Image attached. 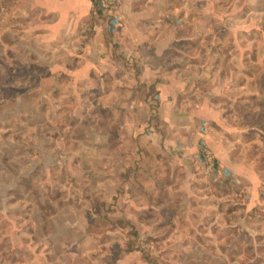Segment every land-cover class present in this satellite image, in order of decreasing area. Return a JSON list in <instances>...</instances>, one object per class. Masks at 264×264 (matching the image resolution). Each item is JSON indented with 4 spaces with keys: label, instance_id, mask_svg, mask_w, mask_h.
Masks as SVG:
<instances>
[{
    "label": "rangeland",
    "instance_id": "1",
    "mask_svg": "<svg viewBox=\"0 0 264 264\" xmlns=\"http://www.w3.org/2000/svg\"><path fill=\"white\" fill-rule=\"evenodd\" d=\"M176 4L192 121L175 166L142 147L150 174L120 165L136 149L100 95L55 69L44 92L0 54V264H264V0Z\"/></svg>",
    "mask_w": 264,
    "mask_h": 264
},
{
    "label": "crops",
    "instance_id": "2",
    "mask_svg": "<svg viewBox=\"0 0 264 264\" xmlns=\"http://www.w3.org/2000/svg\"><path fill=\"white\" fill-rule=\"evenodd\" d=\"M90 7L88 0H0V54L7 55L11 69L22 67L30 76H34L31 69H37L36 83L44 92L53 80L49 70L55 69L70 76L62 83L77 94L95 91L93 101L100 95L103 112L115 118L120 136L136 149L135 159L125 163L121 159L120 165L150 174L149 167L159 160L144 155L162 150L167 163L175 166L179 156L172 142L189 129L193 109L184 92L185 73L191 67L177 66L175 56L176 43L188 37L172 24L180 5L176 0H123L113 33L104 28L103 17L102 23L96 20ZM152 96L159 99L151 100ZM183 154L185 158L187 152Z\"/></svg>",
    "mask_w": 264,
    "mask_h": 264
},
{
    "label": "built area",
    "instance_id": "3",
    "mask_svg": "<svg viewBox=\"0 0 264 264\" xmlns=\"http://www.w3.org/2000/svg\"><path fill=\"white\" fill-rule=\"evenodd\" d=\"M90 2V10L93 14L103 17L105 20V28L108 32H115L120 23V9L123 0H88ZM204 133V132H203ZM198 157L203 161L210 160V151L206 143L201 140L199 143ZM211 168V167H209ZM228 169H218L213 173L215 179L225 176Z\"/></svg>",
    "mask_w": 264,
    "mask_h": 264
}]
</instances>
